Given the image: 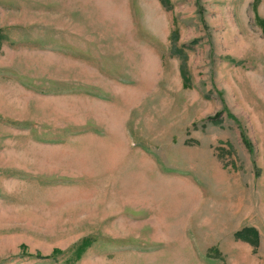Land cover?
I'll return each mask as SVG.
<instances>
[{"label": "rangeland", "instance_id": "rangeland-1", "mask_svg": "<svg viewBox=\"0 0 264 264\" xmlns=\"http://www.w3.org/2000/svg\"><path fill=\"white\" fill-rule=\"evenodd\" d=\"M168 2L0 0V264H264V0Z\"/></svg>", "mask_w": 264, "mask_h": 264}, {"label": "trees", "instance_id": "trees-1", "mask_svg": "<svg viewBox=\"0 0 264 264\" xmlns=\"http://www.w3.org/2000/svg\"><path fill=\"white\" fill-rule=\"evenodd\" d=\"M161 5H168V0H158ZM255 23L260 27V30L262 34L264 35V20L259 19L257 16H255ZM1 39V37H0ZM174 53L181 56L180 50H174ZM182 57V56H181ZM180 75L182 76V79L184 82H186L185 74H184V66L180 67ZM214 120V119H213ZM246 143V142H245ZM233 238L235 240L244 242L249 244L252 247V250L254 251L258 246V234L254 228L251 227H245L238 231H235L232 234ZM90 242L88 240L82 241L75 250V260H78L80 255L84 252V250L89 247ZM57 250L53 251V254H57Z\"/></svg>", "mask_w": 264, "mask_h": 264}, {"label": "crops", "instance_id": "crops-1", "mask_svg": "<svg viewBox=\"0 0 264 264\" xmlns=\"http://www.w3.org/2000/svg\"><path fill=\"white\" fill-rule=\"evenodd\" d=\"M251 228H252V227H251ZM256 249H257V248H256ZM256 249H255V250H256Z\"/></svg>", "mask_w": 264, "mask_h": 264}]
</instances>
